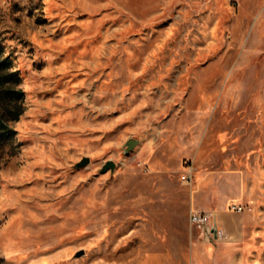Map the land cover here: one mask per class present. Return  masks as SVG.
I'll return each instance as SVG.
<instances>
[{
    "label": "rangeland",
    "instance_id": "rangeland-1",
    "mask_svg": "<svg viewBox=\"0 0 264 264\" xmlns=\"http://www.w3.org/2000/svg\"><path fill=\"white\" fill-rule=\"evenodd\" d=\"M0 44V264H264V0H0Z\"/></svg>",
    "mask_w": 264,
    "mask_h": 264
},
{
    "label": "built area",
    "instance_id": "built-area-1",
    "mask_svg": "<svg viewBox=\"0 0 264 264\" xmlns=\"http://www.w3.org/2000/svg\"><path fill=\"white\" fill-rule=\"evenodd\" d=\"M193 180V173L192 170H187L183 174V181L190 183ZM190 221L193 225H195L197 228L201 229L204 232L212 231V228L214 226V217L213 215L206 211L201 209H192L189 215Z\"/></svg>",
    "mask_w": 264,
    "mask_h": 264
},
{
    "label": "trees",
    "instance_id": "trees-1",
    "mask_svg": "<svg viewBox=\"0 0 264 264\" xmlns=\"http://www.w3.org/2000/svg\"><path fill=\"white\" fill-rule=\"evenodd\" d=\"M13 67V60L12 57L8 54H5L4 48L0 44V85H2L6 78L12 77L13 75L17 74V71L12 69ZM17 93L20 95L24 94L23 89H15ZM23 112V109L18 111L17 116H19ZM6 115L4 113H0V126L7 125L6 123Z\"/></svg>",
    "mask_w": 264,
    "mask_h": 264
},
{
    "label": "water",
    "instance_id": "water-1",
    "mask_svg": "<svg viewBox=\"0 0 264 264\" xmlns=\"http://www.w3.org/2000/svg\"><path fill=\"white\" fill-rule=\"evenodd\" d=\"M139 144V140L136 139V138H130L127 143H126V146H125V151L128 152L132 149H134L137 145ZM90 161V158L88 156L84 157L81 161L78 162V165L79 166H84L86 165L87 163H89ZM116 167V162L114 160H108L104 166H103V169L104 170H107L109 168H115ZM212 231L214 232L215 236H218L220 231H219V227L217 225V223L215 222L214 223V226L212 228Z\"/></svg>",
    "mask_w": 264,
    "mask_h": 264
}]
</instances>
